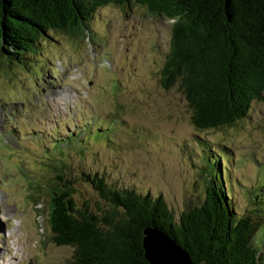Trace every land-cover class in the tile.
Masks as SVG:
<instances>
[{
    "label": "rangeland",
    "instance_id": "rangeland-1",
    "mask_svg": "<svg viewBox=\"0 0 264 264\" xmlns=\"http://www.w3.org/2000/svg\"><path fill=\"white\" fill-rule=\"evenodd\" d=\"M171 25L139 4H108L82 36L50 30L27 68L0 56V264H72L49 223L57 175L77 179L78 204L98 202L79 179L98 170L117 187L162 195L178 220L205 198L208 148L227 159L228 199L256 226L264 260V104L230 127H194L178 85L160 84ZM90 126L83 142H65Z\"/></svg>",
    "mask_w": 264,
    "mask_h": 264
},
{
    "label": "trees",
    "instance_id": "trees-1",
    "mask_svg": "<svg viewBox=\"0 0 264 264\" xmlns=\"http://www.w3.org/2000/svg\"><path fill=\"white\" fill-rule=\"evenodd\" d=\"M131 3L151 16L172 20L160 84L178 85L194 127H230L248 115L253 101L264 104V0H0V56L9 63L33 65L50 30L79 37L98 8ZM85 130L93 132L90 126L66 136L65 142L76 136L83 142ZM53 142L63 149V142ZM203 154L205 198L178 220L162 195L117 187L98 170L82 172L79 178L98 202L78 204L77 179L57 175L48 186L53 240L73 248L72 264H150L143 231L158 228L195 264H264L252 243L256 226L239 216L228 199L227 159L220 148ZM262 187L264 182L259 188L263 192Z\"/></svg>",
    "mask_w": 264,
    "mask_h": 264
},
{
    "label": "water",
    "instance_id": "water-1",
    "mask_svg": "<svg viewBox=\"0 0 264 264\" xmlns=\"http://www.w3.org/2000/svg\"><path fill=\"white\" fill-rule=\"evenodd\" d=\"M143 248L150 264H195L190 254L170 235L158 228H145Z\"/></svg>",
    "mask_w": 264,
    "mask_h": 264
}]
</instances>
